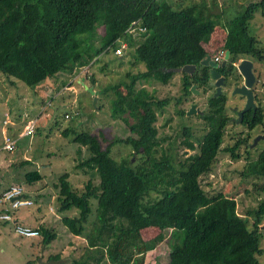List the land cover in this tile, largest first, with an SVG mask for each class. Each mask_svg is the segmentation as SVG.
I'll return each mask as SVG.
<instances>
[{"label":"trees","instance_id":"trees-1","mask_svg":"<svg viewBox=\"0 0 264 264\" xmlns=\"http://www.w3.org/2000/svg\"><path fill=\"white\" fill-rule=\"evenodd\" d=\"M186 1L0 0V73L11 84L18 80L33 89L59 93L82 69L121 50L123 44L133 51L136 72L128 71L124 80L98 92L112 103V118L121 120L128 134L124 131V137L103 149L89 132L69 128L63 133L75 135L79 153L86 149L76 168L87 167L84 174L90 178L78 188L69 173L61 175L55 189L64 216L57 225L43 223L38 229L43 248L65 232L70 238H84L80 255L66 258L65 264H147L148 254L156 253L159 259L162 252L169 254L167 264H260L264 199L248 213L254 219L251 225L238 214L234 198L208 193L202 186L221 153L239 160L241 147H247L252 137L239 135L233 146H223L229 124L227 97L201 103L203 116H193L203 122L199 138L185 126L179 145L167 144V137L160 136L165 124L162 128L158 124L173 102L177 115L186 117L194 86L201 95L211 89L209 68L200 61L207 55L203 44L213 41L217 28L227 36L224 48L230 54L224 74L238 71L235 64L240 60L264 63L262 42L250 30L256 15L264 16V0L249 2L225 24L206 0ZM186 65H197V70L180 73V96L160 100L144 86L170 85L176 70ZM89 79L95 87V78ZM243 125L251 131L264 128V108L249 112ZM118 144L132 148L121 162L111 156ZM184 149L193 153L181 156ZM247 160L243 180L264 178V162L251 160L250 155ZM44 177L36 170L25 175V183L41 184ZM254 187L264 194V184L255 182ZM150 231L153 235L147 234ZM165 243L169 252L161 248ZM61 250L46 262L63 260ZM39 259L40 255L26 264H40Z\"/></svg>","mask_w":264,"mask_h":264},{"label":"rangeland","instance_id":"rangeland-1","mask_svg":"<svg viewBox=\"0 0 264 264\" xmlns=\"http://www.w3.org/2000/svg\"><path fill=\"white\" fill-rule=\"evenodd\" d=\"M187 1L189 2V0ZM251 1L254 0H206L207 4L212 8L213 14H221L222 24H225L237 12H241ZM250 30L262 42L264 48V16L258 13L250 23ZM217 31H219L218 36H216ZM224 35L221 29H216L213 39L217 38V46L223 47L225 41L222 36ZM96 41L97 39H95ZM215 47L212 44L209 48L211 51H215ZM122 49L124 51L121 55L111 52L108 55H104L101 61L94 64L93 67L90 68V64V66L82 69L77 77L70 80V84L60 93L53 90L47 92L44 87L33 89L18 80H13L14 83L11 84L9 79L0 73V147L4 144L1 129L3 127L9 129L10 126L15 128L14 126L20 124L21 119L25 117V113L31 114L30 116L26 115L28 116L26 118L27 122L35 123L36 125L33 135L18 139L17 148L13 154L7 151L0 152V189L7 185H22L29 193L32 192L29 197L33 198V202H35L30 208L20 209L17 212L16 216H18L20 222L23 223V219L34 217L31 221L37 228L41 227L43 220H45L44 224L47 223L46 226L57 225L64 216L58 210L60 203L57 202L58 190L55 189L59 177L69 173L73 184L78 188L83 187V183L90 178L89 175L84 174V170L89 171L87 167L84 170L76 168L86 149L82 148L79 153L80 147L74 141L75 135L70 133L68 136H64V131L73 128L78 133L82 131L89 132L99 139L103 149H106L115 139L124 137V131L127 132L128 129L121 120L112 118V103L108 102L109 99H102L98 93L107 86L124 80L128 71L136 72V69L131 64L133 62L131 58L133 51H128L126 44H123ZM224 54L221 55V58L224 57ZM252 62L254 76L259 79L257 82L259 91L264 95V63ZM89 76L95 78V87H92ZM83 81L87 87L94 90V95L83 86ZM49 82L47 81L45 84ZM141 86H137V89L141 88ZM144 86L151 93H154L157 99L177 97L182 94L181 74L177 73L173 78L172 84L167 86L159 84L153 86L145 84ZM95 98H97L96 105ZM111 98H116V95ZM199 98L201 97L197 99ZM102 101L104 104L101 105V110L97 109V104ZM189 102L186 103V106L190 105ZM238 102L240 103L241 100L234 98V100H229L228 105L234 106ZM40 111L42 112L41 114ZM66 114L71 115L72 118H65ZM160 115L163 121L158 124L159 128H162L161 126L165 124L160 136L167 137V144L173 143L172 145L178 146L182 140V129L185 126L192 127L199 138L203 129V122L197 117H193L197 114L184 118L179 117L177 115V106L173 102ZM37 117L38 120L35 119ZM189 118L192 119L189 120ZM243 132L244 129L240 127L228 126L223 146H233L235 140ZM6 135V138L18 137L17 129L15 128L12 133ZM195 143L197 145L199 142L195 140ZM29 148H31V152L26 154V157L31 160L30 164L20 167H9L13 163L17 165L25 161L23 153ZM131 150L132 148L120 144L114 145L111 149V156L117 162H121L123 158L131 154ZM250 152L251 160L260 159L264 162V140H260ZM192 153L189 149L179 151L181 156L187 157ZM240 153L242 152L240 151ZM14 156L17 158L12 163L10 159ZM132 159L135 161L134 157ZM247 161V157L244 155L239 160H233L228 153H221L215 169L208 177L203 178L202 186L208 193H224L227 197L234 198L237 201L238 214L243 218H248L249 223L252 225L254 219L248 213L258 208L260 202L264 199V194L258 192L254 187V183L264 184V178L255 181L254 179L243 180L241 174L246 170ZM35 162H38V164ZM36 170L45 176L43 182L29 187L25 183V175ZM91 175L93 177L96 176L94 172ZM97 181L95 180V183ZM39 195L43 196L39 197ZM39 208H42V211L39 212ZM4 209L9 210L11 207L9 204L0 205V214ZM10 211L12 212V210ZM261 228L264 230V223ZM65 233L67 234V232ZM153 233L154 231H150L147 234L153 235ZM66 234H60L61 237L59 236L56 242L48 248H43L40 245V238H19L14 233L13 222L0 221V264H26L29 259H34L38 255L46 257L44 260L46 262L50 254L62 251L61 248L64 249L63 260L67 262L68 258H76L80 255L81 246L85 240L83 237L70 238ZM162 246L163 250L169 252L167 243ZM261 246L264 249V239L261 242ZM155 255L156 253L147 255V264H167L169 262L168 253L164 254L162 252L159 259H155ZM259 262L264 264V254L259 256Z\"/></svg>","mask_w":264,"mask_h":264},{"label":"flooded vegetation","instance_id":"flooded-vegetation-1","mask_svg":"<svg viewBox=\"0 0 264 264\" xmlns=\"http://www.w3.org/2000/svg\"><path fill=\"white\" fill-rule=\"evenodd\" d=\"M212 39H213V36H212ZM211 43H212V40L210 41V43H204L203 44V48L207 52V55L200 61V65L201 66L209 68L210 75H211V69L212 68L210 66L202 65V62L207 59V56H211V54L209 55V50L207 48V46H210V47L212 46ZM223 47H224V45H223ZM226 52H227L226 50H225V54H224V51L221 52V53L224 54L223 58H221V57L219 58V54H221V53L218 52L216 58H219V59H217V60L215 59V62L218 65L216 70L221 74V78L224 79V84H223V86H221V93L222 94L220 96L225 95L227 97L226 114H227V116L229 118L228 126L229 127L230 126L240 127L242 129H244V132L242 134L244 136V138H246V135L248 133L252 134L251 135L252 137L248 141L247 147L246 146H242L241 150H240L242 152V153H240L241 155H244L246 157H249V155H250V157H251L250 150L253 149V147L258 144L257 143L256 145H254L255 140L258 137L264 135V128L263 127L255 128L254 130L251 131L250 129H248V127L243 125V122H244L245 116L249 112H253V114H255L258 111V109L264 108V95L259 91V88H258V85H257V82L259 81V79L257 77H255V81H254L253 87L248 89V90H251L252 93H253V95H252V97H253V106L248 111H246V112L244 111L246 106H247V101H248L247 97L243 96V95H240V94H234V92H235V90L237 88L246 87L247 86V81L238 71H235V72H233V71L231 72L230 71L228 73V75L226 73L224 74L223 69L226 66H228V63L230 61V58L228 60H226ZM195 66H196V69H195V71H196L197 70V65H195ZM195 71H193L191 74H193ZM214 84H215V81L211 78V80L209 82V86H210L211 89L208 92H206V93L204 92L202 95H201L200 91L196 90V86H194L196 92H194L193 98L190 99V102H189L190 105H189L187 113L191 110V108L193 106H196L197 107V111H199L196 114H200L201 116H203V112L201 110V108H202L201 103H205V102L207 103L208 100L211 97H216L217 88L214 86ZM195 96H196V98H195ZM198 97H201V98L197 99ZM234 98L240 99L241 102L240 103L238 102L236 104L234 103L235 104L234 106H229L228 105L229 100H232V99L234 100ZM260 103H262V104H260ZM196 114H193V115H196ZM186 116H188V115L186 114Z\"/></svg>","mask_w":264,"mask_h":264},{"label":"water","instance_id":"water-1","mask_svg":"<svg viewBox=\"0 0 264 264\" xmlns=\"http://www.w3.org/2000/svg\"><path fill=\"white\" fill-rule=\"evenodd\" d=\"M219 35V31L216 32V36ZM223 40L226 41L227 36L224 35L222 36ZM216 40L217 38L213 39L212 44L215 45V51H211L210 50V46L208 47L209 50V55L211 54V56H207V59L205 61L202 62V65L204 66H210L211 69V78L215 81L214 86L217 88V94L216 97H219L222 93H221V86H223L224 84V79L221 78V74L216 70V68L218 67L217 63L215 62V59L217 57V53L218 52H222L223 51V47H219L216 44ZM229 52H226V60L229 59ZM196 66L195 65H186L184 66L182 69H177L176 72L177 73H187V74H191L193 71H195ZM238 72L246 79L247 81V86L244 88H237L234 92V94H240L243 96H246L248 101H247V106L245 108V112L248 111L252 106H253V93L251 90H248L249 88H252L254 85V81H255V76L253 73V62L251 60L245 59L242 60L241 62H239V65L237 67ZM83 86L89 90L90 93H92L93 95L95 94L94 90L92 88H89L85 85L84 81H83ZM193 93L196 92L195 91V87L192 88ZM97 102V98H95V105ZM199 111H197V107L193 106L191 108V110L187 113L188 116H191L193 114L198 113ZM260 140H264V135L258 137L255 140L254 145H256ZM40 264H65L66 260H51L48 262H44L43 261V256H40L39 259Z\"/></svg>","mask_w":264,"mask_h":264},{"label":"built area","instance_id":"built-area-1","mask_svg":"<svg viewBox=\"0 0 264 264\" xmlns=\"http://www.w3.org/2000/svg\"><path fill=\"white\" fill-rule=\"evenodd\" d=\"M121 55V50H116L114 54ZM223 53L219 54V58ZM219 58H216L219 59ZM66 118H69L67 115ZM36 125L35 123H30L26 127V132L24 136H31L35 133ZM18 139L16 138H4V144L1 151H7L9 153H14L17 148ZM29 192L22 187V185H13L6 189L0 196V205L5 206L10 205L11 209H4L0 214L1 222H13L14 233L21 238H35L39 237V230L32 228L30 226H25L15 221V214L22 208H28L34 205L33 198L29 197ZM12 210V212L10 211Z\"/></svg>","mask_w":264,"mask_h":264},{"label":"crops","instance_id":"crops-1","mask_svg":"<svg viewBox=\"0 0 264 264\" xmlns=\"http://www.w3.org/2000/svg\"><path fill=\"white\" fill-rule=\"evenodd\" d=\"M51 89H48V90H46L47 92H49ZM64 90V89H63ZM62 92V91H61ZM60 93V92H59ZM34 110V109H33ZM42 112L40 111V114H41ZM26 115H28V113H25V117L23 118V119H21V121H20V124H16L14 127L17 129V134H18V137H16L17 139H20V138H25V137H27V136H24L25 135V132H26V127L30 124V122L28 123L27 122V119L26 118H28V116H30L31 114H29L28 116H26ZM10 116V115H9ZM39 117V116H38ZM38 117L37 118H35L36 120H38ZM65 118H66V115H65ZM72 118V116L70 115V119ZM9 119H10V117H9ZM32 120V119H31ZM14 123V122H13ZM28 123V124H27ZM15 128H12V126H10V128L9 129H7V128H2L1 129V132H2V136H3V141H4V138L7 136L6 134H8V133H12L13 131H14V129ZM13 137V136H12ZM3 146V145H2ZM2 146L0 147V149L2 148ZM0 152H2L1 150H0ZM31 152V148H29L28 150H26V151H24V153H23V156H24V159H25V161H31L30 159H28L27 157H26V154H29ZM16 156H14L13 158H11L10 159V162H15V160H16ZM36 164H38V162H35ZM27 165V164H26ZM20 167V166H23V162H21V163H19V164H17V165H15L14 163L11 165V166H9V167ZM25 166V165H24ZM10 186H12V185H7V186H4V187H1V189H0V193H3L6 189H8ZM31 187V186H30ZM46 187V186H45ZM44 190V189H43ZM30 194H32V192H30ZM40 196H43V195H40ZM36 197V196H35ZM30 208V207H29ZM22 209H25V208H22ZM37 217H39V216H37ZM34 217H29L28 219H23V221L24 222H28V225H26V226H30V227H33V228H37L35 225H33L32 224V221H31V219H33ZM19 218H18V216H17V220H18ZM20 221V220H19ZM22 223V222H21ZM42 223H45V220H43L42 221Z\"/></svg>","mask_w":264,"mask_h":264},{"label":"clouds","instance_id":"clouds-1","mask_svg":"<svg viewBox=\"0 0 264 264\" xmlns=\"http://www.w3.org/2000/svg\"><path fill=\"white\" fill-rule=\"evenodd\" d=\"M225 49H224V47H223V51H224ZM239 62H241V60L239 61ZM239 62L238 63H236L235 65H236V67H238V65H239ZM68 115V114H67ZM66 115V116H67ZM69 116V118H67V119H70V115H68ZM16 139V138H15ZM11 154H13V153H11ZM17 214V213H16ZM16 214H15V221L17 220V216H16ZM18 222V221H17ZM20 224H21V222H20ZM23 225V224H22ZM26 226V225H25ZM33 228V227H32ZM35 229H38V228H35ZM39 230V229H38ZM17 236V235H16ZM17 237H19V236H17ZM40 237V236H39ZM39 237H35V238H39ZM19 238H21V237H19ZM22 239H33V238H22Z\"/></svg>","mask_w":264,"mask_h":264}]
</instances>
